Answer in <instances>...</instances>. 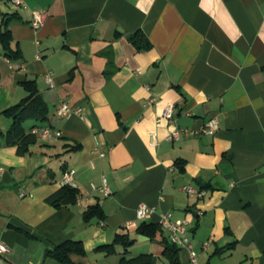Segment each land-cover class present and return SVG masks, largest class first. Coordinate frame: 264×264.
Wrapping results in <instances>:
<instances>
[{
  "label": "crops",
  "instance_id": "1",
  "mask_svg": "<svg viewBox=\"0 0 264 264\" xmlns=\"http://www.w3.org/2000/svg\"><path fill=\"white\" fill-rule=\"evenodd\" d=\"M24 1L27 8L0 0V20L21 18L10 29L22 52L17 61L0 59V111L26 97L20 82L33 79L49 118L24 125L61 135L38 136L19 154L3 136L12 119L0 113V243L9 248L0 264H60L46 253L68 239L84 243L87 256L76 260L119 264L123 246L112 255L96 249L124 233L134 240L128 257L149 253L155 264H170L160 234L140 240L137 232L167 212L188 222L197 258L181 249L182 264H264V0ZM37 10L48 18L35 30ZM139 30L151 49L130 41ZM62 103L81 111L60 116ZM169 103L172 121L158 122ZM213 117L212 134L168 139ZM71 169L78 201L54 207L47 198ZM104 179L109 196L100 190ZM185 186L207 194L191 196ZM97 203L105 219L86 221L84 211ZM141 204L156 212L138 219Z\"/></svg>",
  "mask_w": 264,
  "mask_h": 264
},
{
  "label": "trees",
  "instance_id": "2",
  "mask_svg": "<svg viewBox=\"0 0 264 264\" xmlns=\"http://www.w3.org/2000/svg\"><path fill=\"white\" fill-rule=\"evenodd\" d=\"M16 19H21L16 13L2 15V19L0 20V47L2 49V52H0V59L2 56H5L11 61H17L22 58L21 50L19 48L14 49L12 46L14 37L10 29V22ZM129 39L139 51L152 48V42L149 37L141 30L131 34ZM20 83L28 92V95L18 103L0 111V113L12 119L10 128L3 133L6 143L8 145L17 146L19 154H25L29 151L30 146L37 142L38 135L28 131L24 122L32 118L40 120L41 122L48 120L49 107L41 95L35 80L24 79ZM177 163L184 169L180 162ZM78 197L79 190L76 187L64 184L59 190L47 198V202L54 207L60 208L62 206L76 204ZM83 216L86 221H90L93 218L105 219L104 210L99 203L89 206L84 211ZM17 229L28 237H35L34 234L27 230L21 228ZM137 232L140 235L150 237L152 240H155L157 235L160 234L162 236L160 241L162 245V256L167 258L170 264H182L180 258L181 248L172 243L168 235H164L163 228L159 223L143 222L138 227ZM133 243L134 240L129 233L117 234L112 243L101 245L97 247L96 251L111 255L115 254L116 247L121 245L124 247L125 252L120 258V264H155L156 256L153 254L142 253L135 257H128L126 254ZM46 255L55 259L60 264H85L82 261L76 260L75 257H86L87 251L82 240L68 239L56 245L53 249L47 250Z\"/></svg>",
  "mask_w": 264,
  "mask_h": 264
},
{
  "label": "built area",
  "instance_id": "3",
  "mask_svg": "<svg viewBox=\"0 0 264 264\" xmlns=\"http://www.w3.org/2000/svg\"><path fill=\"white\" fill-rule=\"evenodd\" d=\"M12 2L19 7L27 8L28 5L25 3L24 0H12ZM48 18V12L44 10H37L33 13V18L31 21L32 27L37 30L40 29L46 22ZM10 61L9 59H7ZM74 111L75 113H80V109L72 108L68 103H62L58 108V113L60 116H66L70 112ZM173 112H174V105L169 103L163 114L159 117L158 122L162 121L163 119H167L169 121H172L173 119ZM218 128V120L217 117H213L203 128L200 130H193L188 128L179 129L176 128L168 137L169 140H178L181 138L182 135H191V134H200V133H208L212 134L216 131ZM32 133L40 136V137H51V136H60L61 132L51 126H41V127H34L31 130ZM157 134L156 132H152L150 134V143L152 145H156ZM101 156H105V153H100ZM2 171L3 169L0 168ZM75 170H67L63 174V180L62 184H69L73 187H75V184L73 182ZM184 189L189 193V195L202 198L207 194L206 189H198L193 186H185ZM100 190L105 196H109L112 194L111 189L107 185L106 179H104L103 184L100 187ZM20 195L23 197L26 195V192L24 190V186L19 188ZM156 212L155 207L147 205V204H141L137 208V217L138 219H146L150 216H152ZM159 224L162 226L164 230L168 232V237L170 241L174 244H176L181 249H188L190 252V256L192 261H196L197 254L196 251L193 248V244L191 241V238L188 234V222L183 219H176L174 215L170 212L164 213L161 215ZM210 243L206 242L205 247H209ZM9 251V248L3 244L0 243V253H6Z\"/></svg>",
  "mask_w": 264,
  "mask_h": 264
},
{
  "label": "water",
  "instance_id": "4",
  "mask_svg": "<svg viewBox=\"0 0 264 264\" xmlns=\"http://www.w3.org/2000/svg\"><path fill=\"white\" fill-rule=\"evenodd\" d=\"M139 239H140V240H149L150 237L145 236V235H140V236H139Z\"/></svg>",
  "mask_w": 264,
  "mask_h": 264
},
{
  "label": "rangeland",
  "instance_id": "5",
  "mask_svg": "<svg viewBox=\"0 0 264 264\" xmlns=\"http://www.w3.org/2000/svg\"><path fill=\"white\" fill-rule=\"evenodd\" d=\"M133 246V245H132ZM112 255V254H111ZM119 257H120V255H119ZM120 258H118V261H119V264H120V260H119Z\"/></svg>",
  "mask_w": 264,
  "mask_h": 264
}]
</instances>
